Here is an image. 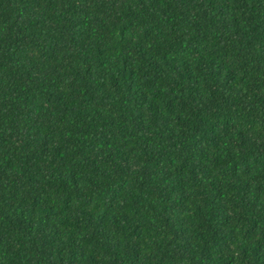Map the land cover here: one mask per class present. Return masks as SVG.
Returning a JSON list of instances; mask_svg holds the SVG:
<instances>
[{"label": "trees", "instance_id": "1", "mask_svg": "<svg viewBox=\"0 0 264 264\" xmlns=\"http://www.w3.org/2000/svg\"><path fill=\"white\" fill-rule=\"evenodd\" d=\"M0 264H264V0H0Z\"/></svg>", "mask_w": 264, "mask_h": 264}]
</instances>
